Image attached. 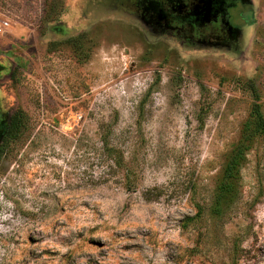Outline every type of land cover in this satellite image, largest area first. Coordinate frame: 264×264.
<instances>
[{"label": "rangeland", "instance_id": "374dc122", "mask_svg": "<svg viewBox=\"0 0 264 264\" xmlns=\"http://www.w3.org/2000/svg\"><path fill=\"white\" fill-rule=\"evenodd\" d=\"M247 2L238 31L200 37L153 0H0V264H264L261 138L217 203L264 116Z\"/></svg>", "mask_w": 264, "mask_h": 264}, {"label": "flooded vegetation", "instance_id": "af4514ba", "mask_svg": "<svg viewBox=\"0 0 264 264\" xmlns=\"http://www.w3.org/2000/svg\"><path fill=\"white\" fill-rule=\"evenodd\" d=\"M153 1L168 26L190 33L191 36L200 37L206 36L207 33H214V36L219 37L225 35L226 31H236L237 29L231 24L232 18L229 11L238 7L251 9L247 0ZM206 3L209 4L208 7ZM11 121L12 119L10 123Z\"/></svg>", "mask_w": 264, "mask_h": 264}, {"label": "trees", "instance_id": "16d2710c", "mask_svg": "<svg viewBox=\"0 0 264 264\" xmlns=\"http://www.w3.org/2000/svg\"><path fill=\"white\" fill-rule=\"evenodd\" d=\"M19 128L12 120L6 132L8 138L16 136ZM256 138H261L264 149V116L257 103L251 108L249 119L241 132L240 142L235 146L224 166L221 180L217 187L218 205L224 201L234 199L236 192V180L240 167L245 161V154Z\"/></svg>", "mask_w": 264, "mask_h": 264}]
</instances>
